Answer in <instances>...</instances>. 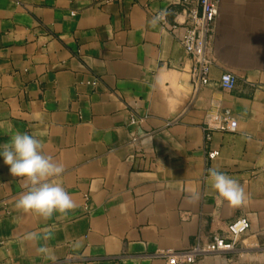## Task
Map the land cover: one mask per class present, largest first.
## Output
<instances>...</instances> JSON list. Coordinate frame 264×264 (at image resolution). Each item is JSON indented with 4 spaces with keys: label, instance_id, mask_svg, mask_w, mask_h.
<instances>
[{
    "label": "crops",
    "instance_id": "1",
    "mask_svg": "<svg viewBox=\"0 0 264 264\" xmlns=\"http://www.w3.org/2000/svg\"><path fill=\"white\" fill-rule=\"evenodd\" d=\"M183 20L174 0H0V145L39 139L64 169L47 182L73 201L18 209L27 182L0 160V264H168L161 253L228 237L238 217L250 228L236 248L194 264H264V0H219L197 90L168 28ZM215 113L236 129L206 130ZM210 168L242 204L214 193Z\"/></svg>",
    "mask_w": 264,
    "mask_h": 264
},
{
    "label": "built area",
    "instance_id": "2",
    "mask_svg": "<svg viewBox=\"0 0 264 264\" xmlns=\"http://www.w3.org/2000/svg\"><path fill=\"white\" fill-rule=\"evenodd\" d=\"M117 1V0H107ZM219 0H174L180 5L181 13L184 16L182 23L170 25L168 28L179 40L191 61L190 77L194 90L210 83L209 67L212 63V47L209 37L213 30L215 20L218 15ZM163 26H167L162 13L156 15ZM179 24H183L180 26ZM219 86L225 90H232L237 85V78L230 72L221 74L218 82ZM138 117H131V123H137ZM172 121H167V124ZM237 122L235 119L215 113L210 118V124L206 125V130L224 129L234 131ZM209 134L206 133V140ZM216 152L209 153L208 157H213ZM250 228L249 220L246 217H238L227 224L226 231L228 237L214 235L207 241H199L195 245L184 250H168L161 253L168 264H194L202 257L233 251L239 239Z\"/></svg>",
    "mask_w": 264,
    "mask_h": 264
},
{
    "label": "clouds",
    "instance_id": "3",
    "mask_svg": "<svg viewBox=\"0 0 264 264\" xmlns=\"http://www.w3.org/2000/svg\"><path fill=\"white\" fill-rule=\"evenodd\" d=\"M0 160L12 176L27 182L26 190L16 201L18 209L48 217L73 207L61 184L47 182V178L61 175L64 169L43 153L39 139L28 133H14L7 143L0 145ZM207 171L210 187L222 201L233 206L243 203L245 192L236 179L214 168Z\"/></svg>",
    "mask_w": 264,
    "mask_h": 264
}]
</instances>
